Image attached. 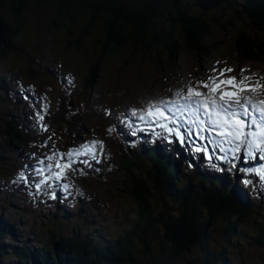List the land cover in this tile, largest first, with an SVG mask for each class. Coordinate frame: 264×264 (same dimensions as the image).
I'll use <instances>...</instances> for the list:
<instances>
[{"label":"trees","instance_id":"obj_1","mask_svg":"<svg viewBox=\"0 0 264 264\" xmlns=\"http://www.w3.org/2000/svg\"><path fill=\"white\" fill-rule=\"evenodd\" d=\"M39 6H47L43 12L48 16V30L75 37L69 43L77 48L83 45V37L95 35L94 46L101 49V58L90 61L89 73L79 80L80 93L95 88L102 58L121 51L127 44L139 47L149 61L158 65L163 76L183 80L184 50L190 51L199 62L214 52L217 43L206 42V38L220 19L210 14L220 10H229L234 18L247 22V28L234 38L238 60L264 61V0H0V95H7L10 104L19 108L22 103L16 91H29L31 96L27 98L35 103L37 110L41 109L38 88L26 86V80L9 65L10 58L24 56L20 38L27 26V13ZM47 40L61 41L55 35L48 36ZM28 73L31 77L39 73L40 77L45 72L31 65ZM16 77L23 88L12 82ZM47 80L56 84L52 77ZM75 96L69 87L58 86L43 114L50 125L60 128L65 144L82 138L89 127V115L104 116L93 108L81 106L74 101ZM25 117L23 113L18 119L16 115L0 119V132L8 138L0 146V153L18 154L17 145L30 151L47 145L48 131L36 126L29 128ZM127 142L114 130L106 134L107 149L119 158L111 165L124 185L119 189L126 190L137 202L132 213L135 218L122 232L113 235L112 231L107 232L109 227L107 230L94 228L96 221L90 218L95 213L88 210L84 217L78 216L81 223L58 235L66 222L61 215L64 209L58 207L56 218L51 219L50 238L40 246L27 242L9 246L4 242L9 231L0 220V259L15 251L25 264H147V258L155 252L162 260L191 258V264H224L236 239L264 249V217L256 216L252 205L244 206L235 198L216 176L217 172L210 171L213 176L207 179L198 170L187 175L176 171L174 157L159 155L154 145L132 151ZM99 146L101 149L96 154L101 159V175H97V164H81L83 180L107 181L108 156L104 153L101 156L105 144ZM168 149L172 150L173 146H166ZM213 164L205 163L208 169ZM12 165L17 162L13 160ZM220 168L225 169L227 165ZM79 203L80 207L84 206L82 198ZM7 205L14 207L11 203ZM14 208L16 218H23L27 208ZM108 235L113 238L107 239ZM198 251L200 256L196 257L194 253Z\"/></svg>","mask_w":264,"mask_h":264},{"label":"rangeland","instance_id":"obj_2","mask_svg":"<svg viewBox=\"0 0 264 264\" xmlns=\"http://www.w3.org/2000/svg\"><path fill=\"white\" fill-rule=\"evenodd\" d=\"M43 8H47V6H39L28 11L27 26L20 38L24 44L25 54L20 59L17 56L9 59V65L14 73H18L21 78L26 80L27 83L25 85L38 88L40 94L38 100L41 102V109L39 111L34 105L32 107L29 104L28 106L21 105L19 108L10 104L7 95H0V119L11 118L12 115H16L18 119V116L25 113L28 115L29 120L37 124L42 130L46 129L49 134L46 139L48 143L44 149L34 153H31L30 149L17 145L26 152L27 156L25 155V157L28 160L15 153H0V200L3 201V203L0 202V220L3 218L6 221L8 217L13 218L16 212L14 207L17 209L28 207L29 209L21 218L23 223L28 222L27 231H24L23 227L25 226L20 223L19 219L14 218V221L11 222L18 223L17 228L21 235L15 238L16 233L14 232L13 234L9 231L4 240L9 246H14L21 241L37 246L46 242L50 238L49 230L53 226L51 219L54 220L56 218L59 206L65 207V210L61 211V215L66 219V222L64 229L62 231L58 230V235L70 231L81 223L78 220V216L81 214L84 217L88 210L95 213L90 220L96 221L94 228L98 230L102 228L107 230L109 227L107 232L112 231L114 235L115 232H122L127 227L128 223L135 218L132 213L137 208V202L126 190L121 191L119 189V187H124V185L121 182V177L111 167L119 158L107 149L106 134L111 130H115L118 132L116 134L119 138L129 137L130 142L127 144L134 151L141 148L142 145H136L135 143L136 138L142 135L152 136L142 140L145 141L146 146L154 143L156 147L155 135L151 131L160 130L158 124H144L137 118L138 116H135V122L132 121V109H143L145 101L173 97L177 90L183 89L185 81L195 86L196 82L206 80L208 76L214 75L213 69L231 68L233 71L225 73V77L236 76L237 79H240V70L246 69L243 75L248 78L247 83L255 84L259 82L264 84V61L248 60L241 62L235 53L234 38L239 31L247 28V22L237 20L229 10H220L210 14L211 16H218L220 19L217 24L212 26L211 33L206 38V42L217 43L214 47V52L210 57H202L199 62L190 51L184 50L181 58L183 62V80L173 78L171 75L163 76L158 65L149 61L139 47L127 44L121 51L102 58L99 63V73L96 77L95 88H87L83 93H80L79 80L89 73L90 61L101 58V49L94 46L96 45L95 35L83 37V45L77 48L73 43H69L75 37H68L64 33H54L48 30L47 24L49 20L48 16L44 15ZM195 11L198 10L195 8ZM54 35L61 41L57 43L48 42L47 37L50 36L51 38ZM96 35H98V31H96ZM3 65L4 63L1 62V66ZM31 65L36 70L42 69L45 73L40 77L38 76L39 73L36 77H31L28 73ZM48 77L54 78L57 85L48 81ZM12 82L23 88L20 79L17 77L12 79ZM63 85L66 87L70 86L71 91L76 93L74 101L80 103L81 106L93 108L95 112L104 114V116L89 115L87 121L89 127L82 133V138L73 139L70 144H65L60 128L50 125L43 116L56 89L58 86ZM40 116H43V120L40 119ZM170 137L172 142L175 143L172 135ZM166 138L168 139V137ZM7 140V136L0 132V146L6 143ZM91 141H99L105 144L101 156L104 153L108 156L109 161L106 182L102 183L92 178L83 180L84 174L78 173L76 175L75 172H78L79 169L77 168L80 167L79 163H74L76 156L72 157L73 164L71 168L64 170L65 175L61 180H50V183L47 181L38 189L36 184L40 181L38 180V175L34 172L35 168H31L29 171L32 172L35 180L32 181V184L28 182L29 177L31 178L32 176L28 177L24 174L26 163H33V160H39L38 156L41 157L42 155L53 157L48 160L54 161L55 165L58 162L67 163L64 159H69L68 156L64 155L63 157L61 154H66L69 149L79 148L80 145ZM92 147L95 148V159L91 155L83 154L79 155L78 159L81 162L83 158L87 161L86 157H90V161L83 164H97V175H101V159L96 154V151L101 149V146L92 145ZM170 154H172V157L177 155L174 154V150ZM238 157L239 159L235 160L236 166L246 163L247 160H243L240 154H238ZM14 159L17 162L15 166L12 165ZM185 168L189 171L194 169L195 166L191 160L187 159ZM185 168L184 170H186ZM182 172L185 173L183 170ZM21 174H23L25 179L20 178ZM46 175H50V172L47 171ZM250 176L259 177L255 172ZM234 177L235 170L232 172L230 180L234 185H239V182ZM55 181H58V191H55L53 187ZM47 185H50L52 189L47 187ZM64 185H67V188ZM257 185L259 188L261 186L264 191V181ZM59 192L60 200L58 198ZM251 196L253 197V195ZM79 198L84 199L83 207H80ZM8 203H11L14 207H7ZM259 203L258 200H253V213L262 218L264 217V204L260 207ZM97 220L100 221L97 222ZM8 227L7 230L11 229L9 225ZM113 235H108L107 239L113 238ZM220 239L223 240V238ZM234 242V245L236 244L234 249L229 250L231 253L230 257H226L228 261L230 260L229 264H260L264 260V249L260 246L241 239H236ZM214 245L216 246L215 242ZM12 252L16 257L15 251ZM194 254L196 257L200 256L199 251ZM13 258L12 261L7 257L3 260L8 264H14ZM169 260H162L157 253L153 252L146 262L147 264H191V258L171 259L170 262ZM19 261L25 264L23 259H19Z\"/></svg>","mask_w":264,"mask_h":264},{"label":"snow or ice","instance_id":"obj_3","mask_svg":"<svg viewBox=\"0 0 264 264\" xmlns=\"http://www.w3.org/2000/svg\"><path fill=\"white\" fill-rule=\"evenodd\" d=\"M233 69H213L214 75L206 80L196 82L195 86L184 82V87L175 92V99L145 101L143 109H132V115L138 116L145 123L158 124L161 129L167 130L172 135L184 142V134L181 131V121L186 122L189 128V137L194 129L201 139H207L204 133L211 134L212 144L220 146L222 153H231L235 158L237 153L244 151L249 158L259 154L264 160V84L247 83V77L243 74L246 69H241L240 79L236 76L225 77V73H231ZM43 120V116H40ZM175 126V127H173ZM46 130V129H45ZM99 141H91L69 149L67 163H57V171L52 172V165L47 166L51 175L44 176L36 188H40L49 179L61 180L65 175V169L71 168L72 157L79 155H91L95 159V148L92 145ZM197 151L202 149L197 148ZM49 156L47 159L51 160ZM220 159H228L227 155ZM87 161H85L86 163ZM43 165V161H39ZM38 175H43V167L36 169ZM242 172L254 171L261 180H264V166L255 169H241ZM21 179H25L21 174ZM245 184L251 183L244 180ZM67 188V185H64Z\"/></svg>","mask_w":264,"mask_h":264},{"label":"bare ground","instance_id":"obj_4","mask_svg":"<svg viewBox=\"0 0 264 264\" xmlns=\"http://www.w3.org/2000/svg\"><path fill=\"white\" fill-rule=\"evenodd\" d=\"M64 83V82H63ZM54 85V84H53ZM70 87V86H69ZM28 89V88H27ZM17 92V96L20 98V100H21V103H22V105L23 106H28V104L30 105V106H32L33 107V105L35 106V103L34 102H32V101H30L28 98H27V96H31V92H27V91H20V92H18V91H16ZM24 99V101H23V99ZM29 100V101H28ZM12 105H14L13 103H12ZM15 106V105H14ZM84 106V105H83ZM36 107V106H35ZM25 114V113H24ZM132 119V121H133V118H131ZM25 120H26V122L28 123L29 122V128H34V126H36V127H38L37 126V124H35L33 121H31V120H29L28 119V115L26 114V117H25ZM120 126V125H119ZM115 129V128H114ZM117 134H118V132L117 131H115ZM142 136H144V135H142ZM106 139V138H105ZM168 142H165V143H161V144H164V145H170L169 143H172V146H173V149L174 148H177L178 147V145H179V141H177V142H175V143H173L172 141H171V138H168V139H166ZM176 147H175V146ZM171 146V145H170ZM18 147V146H17ZM18 149L20 150V153L21 152H23V150H21V148H19L18 147ZM27 156V155H26ZM243 156H245V153H244V151H243ZM64 157V156H63ZM22 158H25V155L24 156H22ZM27 160H28V158H26ZM55 159V158H54ZM90 157H86V160L87 161H90ZM15 161H16V159H14ZM17 160H19V159H17ZM66 162H68V159H64ZM30 162V161H29ZM43 164L45 165V169H46V171H47V166H48V164H47V160L46 159H44L43 160ZM85 162V158H83L82 160H81V162L79 161V159H78V157H76L75 158V160H74V163H79V164H83ZM249 163L251 164L252 162H250L249 161ZM37 166V168H41L43 165H41L40 163H39V160H33V163H26V165H25V168H26V170H24V174L26 175V176H28L29 177V175L31 174V171H29L31 168H35ZM24 169V168H23ZM50 180L52 181V180H55V179H49V183H50ZM263 181L264 180H261L259 177H258V180L254 183V185L253 186H251V187H249V189L251 190V193L253 194V195H255V198L254 199H256V200H258L260 203V207H262V205L264 204V191H263V189H262V187L260 186V188L258 187V185L257 184H261V183H263ZM57 182L58 181H55V183H54V185H53V187L55 188V191H58V185H57ZM236 186H238V184H235ZM226 186H228V188H229V190L231 191V193L235 196V198H239V193H238V191L235 189V187H233V183L230 181V182H226ZM47 187H50V185H47ZM50 189H52V187H50ZM261 190V191H260ZM60 194H58V196H59ZM81 198H79V200H80ZM83 199V198H82ZM84 200V199H83ZM4 225H5V228L7 229V222H5L4 223ZM21 242H23V241H21ZM26 242V241H25ZM28 248L30 249V251L34 254V248H32V247H29L28 246ZM33 249V250H32ZM7 258H9L11 261H12V257H14L13 258V263L14 264H20L21 262L19 261V259L17 258V256L15 257V255L13 254V252L12 251H9L8 252V254H6L5 255ZM6 257H4V256H1V258L2 259H0V262H1V264H8L7 262H5V260H3L4 258H6Z\"/></svg>","mask_w":264,"mask_h":264}]
</instances>
